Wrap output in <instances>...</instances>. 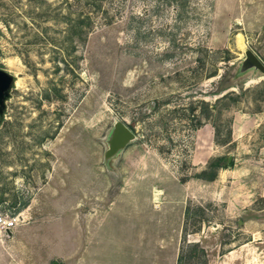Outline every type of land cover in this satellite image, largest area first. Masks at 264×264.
I'll list each match as a JSON object with an SVG mask.
<instances>
[{
  "label": "rangeland",
  "instance_id": "rangeland-1",
  "mask_svg": "<svg viewBox=\"0 0 264 264\" xmlns=\"http://www.w3.org/2000/svg\"><path fill=\"white\" fill-rule=\"evenodd\" d=\"M246 48L264 62V0H0L16 77L0 214L17 217L0 264H176L187 241L229 261L264 230V75H234ZM116 120L136 137L105 162ZM217 156L233 163L195 178Z\"/></svg>",
  "mask_w": 264,
  "mask_h": 264
},
{
  "label": "water",
  "instance_id": "water-1",
  "mask_svg": "<svg viewBox=\"0 0 264 264\" xmlns=\"http://www.w3.org/2000/svg\"><path fill=\"white\" fill-rule=\"evenodd\" d=\"M249 70L259 71L264 75V62L250 48L244 50V58L241 61L237 75ZM16 77L8 70L0 67V122L6 110V100L10 96V90L15 85ZM136 137L135 132L122 120H116L107 138V148L104 152V161L108 162L122 151ZM9 232V230H6ZM58 264V262H52Z\"/></svg>",
  "mask_w": 264,
  "mask_h": 264
},
{
  "label": "trees",
  "instance_id": "trees-1",
  "mask_svg": "<svg viewBox=\"0 0 264 264\" xmlns=\"http://www.w3.org/2000/svg\"><path fill=\"white\" fill-rule=\"evenodd\" d=\"M81 25L82 24L80 22H78V23L74 24V27L77 26L80 29L82 27ZM213 75H215V74H210L209 76H213ZM234 75H237V72H235ZM228 93H225L222 96H220L217 99V101H219L222 98H226ZM233 94H234L233 92H230V97ZM232 99H234V97ZM203 103L205 104V106H207V109L210 107L215 108V106H216V105H210L207 102H203ZM128 127L130 129H132L129 125H128ZM228 135H229V137H231L230 129L228 131ZM232 163H233V160H228L227 163L226 162L224 163L222 156L213 157L208 161L206 168L204 170H202L199 174H197L195 176V178L202 179L203 181H206V182L213 181L217 176L218 169L225 168V167L231 165ZM188 214H189V207L186 208V210H185V217L186 218L188 217ZM196 257L203 258V264H207L206 263V251L200 245V243L187 241L184 248L180 249V252H179L177 260H176V264H188V263H190V261L192 259H194Z\"/></svg>",
  "mask_w": 264,
  "mask_h": 264
},
{
  "label": "crops",
  "instance_id": "crops-1",
  "mask_svg": "<svg viewBox=\"0 0 264 264\" xmlns=\"http://www.w3.org/2000/svg\"><path fill=\"white\" fill-rule=\"evenodd\" d=\"M253 117L257 121L259 115L255 114ZM213 181H210V183ZM206 183L208 184L209 182ZM261 196L264 197V194H261ZM237 199L240 200V196H238ZM262 228H264V226ZM259 229L261 228L255 227L251 230V237L247 242L233 244L231 247L226 249V253H224L223 256L225 259L228 258L229 261L227 260L225 264H231L232 262L236 263L239 261L243 262L248 255L247 260L249 264H264V230L262 231ZM244 251H248L247 256Z\"/></svg>",
  "mask_w": 264,
  "mask_h": 264
},
{
  "label": "built area",
  "instance_id": "built-area-1",
  "mask_svg": "<svg viewBox=\"0 0 264 264\" xmlns=\"http://www.w3.org/2000/svg\"><path fill=\"white\" fill-rule=\"evenodd\" d=\"M17 217H9L7 214H0V228L4 231L15 227Z\"/></svg>",
  "mask_w": 264,
  "mask_h": 264
}]
</instances>
